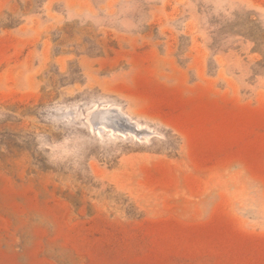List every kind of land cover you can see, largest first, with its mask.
Masks as SVG:
<instances>
[{"label": "rangeland", "instance_id": "obj_1", "mask_svg": "<svg viewBox=\"0 0 264 264\" xmlns=\"http://www.w3.org/2000/svg\"><path fill=\"white\" fill-rule=\"evenodd\" d=\"M0 264H264V0H0Z\"/></svg>", "mask_w": 264, "mask_h": 264}, {"label": "bare ground", "instance_id": "obj_2", "mask_svg": "<svg viewBox=\"0 0 264 264\" xmlns=\"http://www.w3.org/2000/svg\"><path fill=\"white\" fill-rule=\"evenodd\" d=\"M116 107H117V106H116ZM100 109H101V108H100ZM102 109H103V108H102ZM105 109H106V108H105ZM110 109H112V108H110ZM110 109H109V111H110ZM117 109H119V108H117ZM119 110H120V109H119ZM101 111H102V110H101ZM106 111H107V110H106ZM106 111H105V112H106ZM117 111H118V110H117ZM99 112H100V111H99ZM110 112H111V111H110ZM110 112H109V113H110ZM120 112H121V111H120ZM100 114H101V113H100ZM119 114L121 115V113H119ZM94 115H95V114H94ZM98 115H99V114H98ZM104 115H106V114H104ZM104 115H103V116H104ZM111 115H112V114H111ZM115 115H116V114H115ZM96 116H97V115H96ZM99 116H100V115H99ZM124 116H125V114H124ZM126 116H127V115H126ZM100 117H101V116H100ZM112 117H113V116H112ZM127 117H128V116H127ZM106 118H107V116H106ZM106 118H105V119H106ZM119 118H121V117L119 116ZM119 118H118V119H119ZM98 119H99V117H98ZM111 119H112V118H111ZM128 119H129V117H128ZM102 120H103V119H102ZM120 120H121V119H120ZM100 121H101V120H100ZM103 121H104V120H103ZM113 121H114V120H113ZM109 122H110V121H109ZM120 122H121V121H120ZM120 122H119V123H120ZM131 122H132V121H131ZM131 122H130V123H131ZM117 123H118V122H117ZM122 123H124V122H122ZM125 123H126V122H125ZM125 123H124V124H125ZM105 124H106V123H105ZM115 124H116V121H115ZM134 124H136V123L134 122ZM112 125H113V124H112ZM119 125H120V124H119ZM98 126H100V125H98ZM104 126H106V125H104ZM109 126H110V125H109ZM113 126H114V125H113ZM113 126H112V127H113ZM117 126H118V125H117ZM106 127H107V126H106ZM112 127H109V129L112 128ZM127 127H128V126H127ZM130 127H132V126H129V128H130ZM125 128H126V127H125ZM129 128H128V130H129ZM135 128H136V127H135ZM137 128H138V127H137ZM144 128H147V127H144ZM144 128H143V129H144ZM98 129H99V128H98ZM101 129H102V128H101ZM113 129H116V128L113 127ZM130 129H131V128H130ZM111 130H112V129H111ZM126 130H127V128H126ZM134 130H135V129H134ZM138 130H139V129H138ZM146 130H148V129H146ZM123 131H125V130H123ZM123 131H121V132H123ZM131 131H132V130H131ZM132 132H133V131H132ZM151 132H152V131H151ZM129 133H130V132H129ZM133 133H134V132H133ZM141 133H142V132H141ZM141 133H140V134H141ZM141 135L144 136L143 134H141ZM141 135H139V136H141ZM146 135H148V134H146Z\"/></svg>", "mask_w": 264, "mask_h": 264}]
</instances>
